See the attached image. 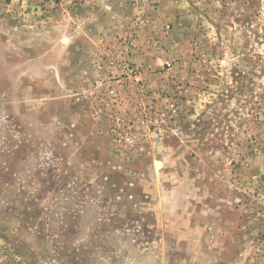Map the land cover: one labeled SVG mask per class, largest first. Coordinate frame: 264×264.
<instances>
[{
	"label": "rangeland",
	"instance_id": "rangeland-1",
	"mask_svg": "<svg viewBox=\"0 0 264 264\" xmlns=\"http://www.w3.org/2000/svg\"><path fill=\"white\" fill-rule=\"evenodd\" d=\"M0 264H264V0H0Z\"/></svg>",
	"mask_w": 264,
	"mask_h": 264
}]
</instances>
